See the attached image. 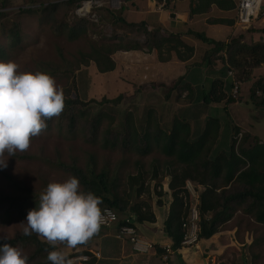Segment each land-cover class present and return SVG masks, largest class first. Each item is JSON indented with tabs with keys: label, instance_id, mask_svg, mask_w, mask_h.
Returning a JSON list of instances; mask_svg holds the SVG:
<instances>
[{
	"label": "trees",
	"instance_id": "1",
	"mask_svg": "<svg viewBox=\"0 0 264 264\" xmlns=\"http://www.w3.org/2000/svg\"><path fill=\"white\" fill-rule=\"evenodd\" d=\"M8 1L1 0V6L6 7ZM156 1L168 8L171 2L180 0ZM69 2L74 3V0ZM57 4L53 3L43 9L55 7ZM237 5L235 0H191L189 12L190 17L209 13L213 6L222 10L237 11ZM207 21L210 24L225 25H234L236 22L235 18L214 17ZM122 22L128 28H138L147 36V40L145 43L137 40L124 46L116 45L114 51L120 48L126 51L144 48L149 52L158 50L161 60H168L171 53L175 52L183 61L190 60L195 54L193 45L187 44L180 34L169 32L163 26L150 29L145 20L129 22L122 19ZM78 28H74L69 34L71 39L78 37L82 31ZM188 34L211 46L205 52L203 64L209 67L215 65L217 61L221 62L222 76L212 81L209 91L202 88L198 93L197 89L186 80V75L178 77L169 85L158 84L159 87L166 89L165 94L168 98L175 92L178 96L177 91L188 92L186 97L189 106L182 112L175 113L168 124H163L162 116L155 106L147 107L139 122L134 117V113L129 111L121 113V119L116 120L119 115L116 107L124 95L87 99L81 94L77 77L74 75L72 85L64 90L66 101L62 114L48 120L45 129L49 130L55 126L70 134L79 131L84 135L87 143L92 145L100 143L104 149L121 150L123 153L136 152L147 156L158 147L163 155L170 158L167 162L168 172L160 177L159 171L155 169L152 180L155 181L153 191L159 197L158 203H162L164 190L161 178H171L169 188L172 202L164 230L173 239L174 251L181 249L185 233L183 223L190 212L191 198L186 189L188 180L197 185L199 192L201 239H209L218 233L220 227L229 222L238 210L264 225V142L252 132H243L239 126L234 125L225 139L222 119L210 115L207 109L214 104H224L227 107L232 103L233 97L230 92L235 80L232 76L231 78L227 76L230 71L235 73L238 81H246L253 78L252 74L264 65V38H252V42H247L248 39L243 33L232 35L228 40L210 38L203 31L189 30ZM7 38L9 47L17 48L23 40V34L19 28H12ZM6 45L0 44L2 58L7 56ZM111 54L110 50L104 57L102 52L96 50L95 59L102 67V71L114 69L115 60ZM254 79L250 90V101L258 110L264 109V75ZM152 86L155 88L156 84ZM94 103L100 108L93 110ZM106 105L110 107L106 108ZM203 117L201 126L198 121ZM106 120L109 123L103 126ZM193 120L197 122L195 126ZM240 133L242 137L239 140L237 136ZM100 136L103 139L102 143L99 141ZM13 157L20 160L44 161L77 176L83 186L81 191L94 192L102 197L101 208L108 206L118 213L119 226L125 224L127 218H130L129 223L135 226L137 223L156 221L151 202L141 198L144 194L152 192L150 185L146 186L141 173L129 177L130 193L123 195L119 191L118 176L110 174L107 168L97 171L93 159L86 168H81L76 161L66 163L58 158L54 160L41 155L23 153L15 154ZM3 176L12 190L6 193L0 189V221L4 223L24 221L28 212L37 207L41 192L8 173H3ZM4 243L23 249L24 254L28 256V264H42L47 259L48 252L56 250L36 233L26 236L23 231L17 232L12 238L0 236V245ZM155 247L160 253H165L160 245L156 244ZM82 254L92 255L84 250L73 252L68 257ZM93 259L95 257L91 256L89 262L92 263Z\"/></svg>",
	"mask_w": 264,
	"mask_h": 264
},
{
	"label": "rangeland",
	"instance_id": "2",
	"mask_svg": "<svg viewBox=\"0 0 264 264\" xmlns=\"http://www.w3.org/2000/svg\"><path fill=\"white\" fill-rule=\"evenodd\" d=\"M69 1L9 0L7 6L3 8L0 0V44H7V56L0 57V60L16 61L20 66V71H46L55 77L57 84L64 90L72 85L75 75L80 92L87 99L124 95L116 107L119 111L116 120L121 119V113L129 111L134 113V117L139 122L146 108L155 106L162 116L163 124H168L175 113L182 112L189 106V100L186 97L187 91H177L178 96L175 92L168 98L165 94L166 89L158 86L160 83L154 82L156 87H152L151 78L145 75V71L149 72V70L140 71L133 65L137 62L134 57L138 54L140 56L139 50L132 51L133 54L138 53L133 56H130L128 51L123 48L117 51L113 50L116 45L124 46L137 40L145 43L147 40V36L138 28H128L122 22V19L126 21L143 19L142 13L137 11L133 0H91L92 12L86 15L77 14V9L84 0H74V3ZM136 1L142 7V2L145 0ZM53 3L58 4L55 7L43 9ZM172 3L168 5V9H173L170 7ZM100 4L103 5L100 6ZM89 5L91 7V4ZM30 9L33 11L29 12ZM129 9L132 12H125ZM258 10L260 14L262 13L257 18H261V23L259 20L254 24L252 22L248 31H251L256 23L257 26H264V2ZM12 28H19L23 34V40L17 48H11L8 45L7 36ZM74 28L82 31L78 37L71 39L69 34ZM193 38L197 40L196 37ZM259 38H264V31L253 36V39ZM246 39H248L247 42H252V38ZM202 42L200 40L199 44H203ZM108 49L112 51L111 57L115 60V66L113 70L102 71V67L95 59L96 50L102 52V56L105 57L106 52L110 51ZM204 52L203 49L198 52L197 61H201ZM215 65H219V71L215 70ZM215 65L204 69H201L199 65L193 68L192 65L187 67V71L192 69L188 75L191 78L195 77V80L191 79L192 82L197 83V77L198 81H201L197 93L202 88L209 91L212 81L222 76V63L217 61ZM183 74L185 73L177 69H167L165 74H160V79L169 84ZM252 75L254 77L250 80L238 81L235 73L227 74L229 78L232 76L238 85L237 93L230 92L233 97L232 103L227 107H207L210 115L222 119L225 139L229 136L230 128L233 125L239 126L243 132L248 130L253 135L264 139V109L258 110L250 101V90L255 81L254 78L264 75V65ZM94 105L93 110L100 108L96 103ZM110 105L105 107L108 108ZM204 117L198 121L201 126ZM108 123L106 120L103 126ZM196 123L193 120L194 126ZM99 141L103 142L102 136ZM23 153L41 155L54 160L58 158L66 163L76 161L81 168H86L93 159L97 171L107 168L110 174L118 176L119 191L123 195L130 193L129 177L141 173L146 186L152 187V193L144 194L142 197L148 201L151 200V197L157 196L153 191L154 170L157 169L159 176L162 177L168 172L167 162L170 159L163 155L158 147H155L153 152L147 156L136 152L123 153L121 150L104 149L100 143L97 145L87 143L84 135L79 131L76 134H70L55 126L42 131L38 137L33 138L27 151L16 154ZM5 159L7 167L0 166V189L6 193H9L12 188L3 173L14 176L17 180L39 192L46 189L49 182L64 181L73 176L70 172L51 166L44 161L20 160L13 156L8 157L7 154H5ZM164 180L165 178H161L162 182ZM82 189L83 186L80 184V190ZM25 226L26 220L13 223L0 221V236L12 238L17 232L23 231ZM202 239L203 243L209 246L207 252L214 254L221 264H264V225L257 223L240 210L229 222L220 227L218 233L209 239ZM204 244L201 245L203 249ZM57 247L66 251L69 256L76 250L82 251L91 248L92 244L88 242L86 245L71 249L64 245ZM203 249L198 251L187 247L183 252V255L185 253L187 257H184V261H182L179 255L176 256L175 264H203L207 256V252L205 253ZM42 264H51V262L45 259Z\"/></svg>",
	"mask_w": 264,
	"mask_h": 264
},
{
	"label": "clouds",
	"instance_id": "3",
	"mask_svg": "<svg viewBox=\"0 0 264 264\" xmlns=\"http://www.w3.org/2000/svg\"><path fill=\"white\" fill-rule=\"evenodd\" d=\"M14 60H0V166L8 157L25 152L33 138L47 128V121L65 108L66 96L53 75L46 71H20ZM102 197L81 191L73 175L64 181L49 182L38 205L26 217L24 235L36 233L56 248L48 252L51 264H74L63 249L86 245L104 223ZM118 225V224H116ZM119 226V225H118ZM0 264H28L23 249L9 243L0 245Z\"/></svg>",
	"mask_w": 264,
	"mask_h": 264
},
{
	"label": "crops",
	"instance_id": "4",
	"mask_svg": "<svg viewBox=\"0 0 264 264\" xmlns=\"http://www.w3.org/2000/svg\"><path fill=\"white\" fill-rule=\"evenodd\" d=\"M235 1L238 3L239 0H235ZM133 2L137 6V11H140L142 13L143 19H139L136 21H129V22H140L145 20L148 23L150 29L151 28L155 29L158 26H163L169 32L180 34L182 39L187 44L193 45L195 47V54L188 61L180 60L175 52L171 53V56L168 60H161L159 57L158 50H152L150 52L146 48H144L141 51L139 50L138 53H140L141 57L138 56L139 55L138 53H137L138 55L133 54L134 51L133 52L128 51V54L130 56L137 55L136 57H134L137 60V62L133 63V65H135L140 71L149 70V72L145 71V75H147L148 78L149 77L151 78L152 85L155 84L154 82H157V84L163 83L169 85L170 83L168 84L166 81H162L160 79L161 76L160 74H165L167 69H177L180 70V72L185 73L183 75H186V80L194 88L197 89L198 87L201 86L199 85L201 81H198L199 80L198 77L196 81L197 83L192 82V80H195L194 79L195 77L191 78L188 75L189 72L192 71V69L190 71H187V67L189 65H192L191 66L192 68L194 66L199 65L201 69L208 67L207 65L203 64L204 63L203 58L205 52L209 48H211V46L202 41L201 42L203 44H199L200 40L198 39H197L198 41L194 40L193 36L188 34L189 30L203 31L207 36H209L210 38H214L216 40H228L230 36L241 33H243L245 38H253L255 34L258 35L259 33H262V31H264L263 28L264 26H257V23L253 27V29L249 32L247 31L248 30L247 28H243L239 24H237L236 9L222 10L219 9L217 6H213L212 10L209 13L197 14L194 15L193 17H190L189 10H190L191 0H180L175 3L173 2L170 5V7H172L173 9L165 8L156 0H149V2L148 0H145L142 2L143 4L142 7H140L141 4H139L136 0H133ZM125 12H132V10L129 9L126 10ZM232 12L233 14H231ZM212 17L235 18L236 22L234 25L210 24L208 23L207 20ZM260 19L254 20L253 24L255 23V21L258 20L260 21L259 23H261ZM201 49H203L205 52L204 55L202 54L203 58L201 59V61H197V54L198 52L201 51ZM165 54L166 53H163V55ZM218 68L219 65H215V70L219 71L220 68L219 69ZM212 106H217V108H220L219 106H224V104H218V105L214 104ZM260 140L264 142L263 138H260ZM170 180H171L170 177H165V180L162 182L163 190H164V195L161 197L162 203H158V198H159L158 195L151 197L150 202L152 204V208L156 216V221L136 224V227L141 237L151 241L154 244V248L149 253L137 254L136 252H134L132 248V244L128 240L119 239L117 237L118 225H113L111 227L101 228L100 231L96 235H94V237L89 241L90 244H92V247L89 249L87 248L85 249H87V251H89L90 254H92V255L88 254L90 258L91 256H94L95 259H93L92 263L89 262V263H81V264H175V257L178 255L180 257V260L184 261L183 258L187 257V255L185 253L183 255V252L186 251V248H181L178 249L177 251H173L171 254L168 255V260L166 261L163 257L164 253H160L159 250H157L155 247L156 244L160 245L161 247L164 245L173 244V239L164 230L165 221L169 213L170 204L172 202V195L169 188ZM210 240L212 241V239ZM202 244H204L203 239H201L200 241V247ZM201 249L203 248L201 247ZM208 249L209 246L205 245L203 251L206 253ZM76 251H81V250H76ZM206 255H214V254L212 253L210 254V252L209 253L207 252Z\"/></svg>",
	"mask_w": 264,
	"mask_h": 264
},
{
	"label": "built area",
	"instance_id": "5",
	"mask_svg": "<svg viewBox=\"0 0 264 264\" xmlns=\"http://www.w3.org/2000/svg\"><path fill=\"white\" fill-rule=\"evenodd\" d=\"M264 0H239L237 5V15L236 21L237 24L242 26L243 28H248L251 26L252 22L256 20L259 16V8L262 7ZM90 3V9L85 8V4ZM103 4H100L102 6ZM163 5V4H161ZM92 2L91 0H84V2L77 9V14L86 15L90 14L92 11ZM264 14V13H263ZM262 15V14H261ZM229 74H233L232 71ZM234 93L238 91V85H236L234 81V87L232 90ZM242 137V133H240L237 138L240 140ZM186 189L188 190L191 198L190 212L187 220L183 223V228L185 230L184 238L181 243V248H195L196 250H202L200 247V231L201 227L199 224L200 220V212H199V192L197 191V185L192 181L188 180L186 182ZM104 223L101 227H111L113 225L119 224V215L118 213L111 207H104ZM130 218L126 219V223L118 226L117 237L119 239L128 240L132 244V248L134 252L137 254H147L153 248L154 244L141 237L138 232V229L135 225L129 223ZM162 248L165 250L164 259L168 260V255L171 254L174 250L172 249V245H164ZM95 255V254H94ZM73 260L74 264L88 263L90 261V256L88 254H82L75 257L69 258ZM203 264H221L217 257L214 255H207Z\"/></svg>",
	"mask_w": 264,
	"mask_h": 264
},
{
	"label": "bare ground",
	"instance_id": "6",
	"mask_svg": "<svg viewBox=\"0 0 264 264\" xmlns=\"http://www.w3.org/2000/svg\"><path fill=\"white\" fill-rule=\"evenodd\" d=\"M87 4H88V5H87ZM89 4H90V3H86V4H85V8H86V9H90V5H89ZM87 6H88V7H87Z\"/></svg>",
	"mask_w": 264,
	"mask_h": 264
}]
</instances>
